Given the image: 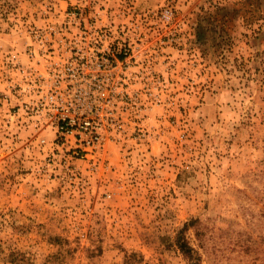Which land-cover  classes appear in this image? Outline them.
I'll list each match as a JSON object with an SVG mask.
<instances>
[{"label":"rangeland","instance_id":"374dc122","mask_svg":"<svg viewBox=\"0 0 264 264\" xmlns=\"http://www.w3.org/2000/svg\"><path fill=\"white\" fill-rule=\"evenodd\" d=\"M30 27L126 29L153 140L78 159L12 119ZM0 264H264V0H0Z\"/></svg>","mask_w":264,"mask_h":264},{"label":"built area","instance_id":"2783aa9c","mask_svg":"<svg viewBox=\"0 0 264 264\" xmlns=\"http://www.w3.org/2000/svg\"><path fill=\"white\" fill-rule=\"evenodd\" d=\"M30 37L28 67L16 53L10 57L11 73L22 78L11 77V91L21 97L11 118L24 115L26 127L43 133L40 143H49L45 132H53L57 149L96 161L107 158L109 145L153 140L144 117L156 104V86L134 87L141 47L126 29L30 27Z\"/></svg>","mask_w":264,"mask_h":264},{"label":"trees","instance_id":"16d2710c","mask_svg":"<svg viewBox=\"0 0 264 264\" xmlns=\"http://www.w3.org/2000/svg\"><path fill=\"white\" fill-rule=\"evenodd\" d=\"M7 2V0H5Z\"/></svg>","mask_w":264,"mask_h":264}]
</instances>
